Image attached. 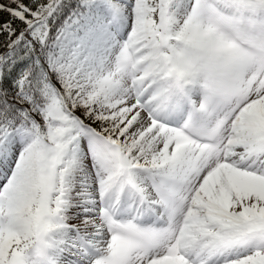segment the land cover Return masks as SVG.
Returning <instances> with one entry per match:
<instances>
[{
    "label": "snow or ice",
    "instance_id": "obj_1",
    "mask_svg": "<svg viewBox=\"0 0 264 264\" xmlns=\"http://www.w3.org/2000/svg\"><path fill=\"white\" fill-rule=\"evenodd\" d=\"M0 264H264V0H0Z\"/></svg>",
    "mask_w": 264,
    "mask_h": 264
}]
</instances>
